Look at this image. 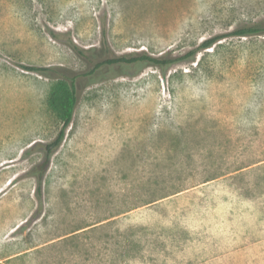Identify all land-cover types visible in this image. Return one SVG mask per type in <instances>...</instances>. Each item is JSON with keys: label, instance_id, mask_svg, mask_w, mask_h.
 <instances>
[{"label": "rangeland", "instance_id": "rangeland-1", "mask_svg": "<svg viewBox=\"0 0 264 264\" xmlns=\"http://www.w3.org/2000/svg\"><path fill=\"white\" fill-rule=\"evenodd\" d=\"M259 22L264 0H0V264H264V35L80 79L41 198L56 79L22 67L91 68L70 40L178 56Z\"/></svg>", "mask_w": 264, "mask_h": 264}, {"label": "trees", "instance_id": "trees-1", "mask_svg": "<svg viewBox=\"0 0 264 264\" xmlns=\"http://www.w3.org/2000/svg\"><path fill=\"white\" fill-rule=\"evenodd\" d=\"M253 35H264V22L253 23L238 27L228 35H217L211 38L205 39L200 43L197 48H193L183 55L178 56H154L146 52L127 54V55H104L105 50H108L109 44L105 38L103 43V48L98 50L97 48H83L77 45L74 41H68V45L83 59L92 64V67L88 70L77 73L75 75H68L63 73L62 67L53 66H31L22 65L26 70L40 73L44 76L55 78L52 90L48 97V105L50 109L54 112L57 119L62 123V128L59 131L57 137L50 143L41 145L45 152L44 160L35 165L31 169L32 175L36 176L38 179V197L41 198V185L43 175L49 163V160L53 152L62 143L66 131L70 126L75 109L79 102L77 85L78 81L83 78L93 79L96 75L103 70L104 67L112 68L115 66H126V67H136L142 65L155 66L163 71H166L171 65L185 61L191 60L196 57L199 51L205 50L212 47L220 39L226 36H238V37H248ZM54 38H59L57 34L53 35Z\"/></svg>", "mask_w": 264, "mask_h": 264}]
</instances>
